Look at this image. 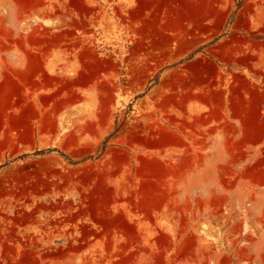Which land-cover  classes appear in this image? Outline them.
<instances>
[{
  "label": "rangeland",
  "instance_id": "1",
  "mask_svg": "<svg viewBox=\"0 0 264 264\" xmlns=\"http://www.w3.org/2000/svg\"><path fill=\"white\" fill-rule=\"evenodd\" d=\"M0 264H264V0H0Z\"/></svg>",
  "mask_w": 264,
  "mask_h": 264
}]
</instances>
